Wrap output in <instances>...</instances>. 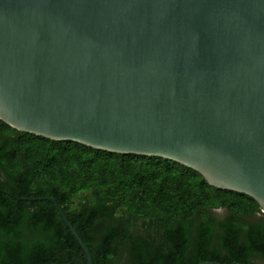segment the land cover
<instances>
[{"label": "water", "instance_id": "water-1", "mask_svg": "<svg viewBox=\"0 0 264 264\" xmlns=\"http://www.w3.org/2000/svg\"><path fill=\"white\" fill-rule=\"evenodd\" d=\"M0 119L178 162L264 213V0H0ZM18 199L51 201L93 264L53 198Z\"/></svg>", "mask_w": 264, "mask_h": 264}, {"label": "trees", "instance_id": "trees-1", "mask_svg": "<svg viewBox=\"0 0 264 264\" xmlns=\"http://www.w3.org/2000/svg\"><path fill=\"white\" fill-rule=\"evenodd\" d=\"M39 142L49 146L40 148ZM96 155L114 156L122 164L136 162L133 170L124 169L118 178L93 190V201L69 208L71 193L78 190L69 180L62 186L39 179L49 164L60 158L59 152L70 147ZM29 149L34 158L10 171L5 160L18 149ZM158 156L121 154L85 146L69 140H51L19 131L0 119V264H87L85 253L49 200L18 198L50 197L63 209L68 220L85 242L93 264H254L264 260V213L252 221H243L241 205L248 212L260 211L250 196L209 185L201 174L188 185L183 174L173 177L172 184L161 192L153 187L160 167L170 173L171 163ZM173 162V161H172ZM182 171L184 165L173 162ZM160 164L161 166H158ZM193 170V169H192ZM136 187L141 198L147 188H154V200L168 216L141 217L138 203L129 202L124 193ZM66 188H70L67 190ZM125 211L117 215L118 208ZM225 207L227 216L216 220L204 210ZM150 219L158 224L161 239L151 240L131 228L134 220Z\"/></svg>", "mask_w": 264, "mask_h": 264}, {"label": "rangeland", "instance_id": "rangeland-1", "mask_svg": "<svg viewBox=\"0 0 264 264\" xmlns=\"http://www.w3.org/2000/svg\"><path fill=\"white\" fill-rule=\"evenodd\" d=\"M39 143L41 149H45L49 146L46 142ZM59 154L60 158L49 164L48 167L38 175V178L59 186H62L63 180H69L77 187L78 190L72 192L70 196L69 208L72 210L78 209L82 202H92L93 190L97 189L105 182L118 178V176L123 173L124 169L133 170L136 165V162L132 159H130L127 164H122L119 159L114 156L96 155L91 151L73 146L67 151L62 150L57 155ZM33 158V153L29 149L21 147L16 154H13L5 160V166L10 171H15L21 167L24 161ZM169 162L172 164L170 173L166 175L160 167L157 177L151 183L153 187H159L161 192H166L165 189L167 187L170 188L173 177L178 174H183V178L188 185L198 180V172L195 170L185 166L188 169L182 171L180 168L174 166V161ZM158 166L161 165L158 164ZM66 189L69 190L70 188ZM124 193L129 197V202L138 203L137 212L141 217L149 218L150 216H160L166 218L168 216L158 208L154 200V188H147L146 195L143 198L138 196L136 187H128L125 189ZM125 209L126 207L121 205L117 210V215L123 214ZM208 210L214 213L219 212L222 216L228 213V209L222 206H213L204 211L207 212ZM237 210L242 212L241 216L243 221L255 220L260 217V213H262L261 211L249 213L248 210L243 209V205L237 208ZM253 263L264 264V260L260 257H255L253 258Z\"/></svg>", "mask_w": 264, "mask_h": 264}, {"label": "flooded vegetation", "instance_id": "flooded-vegetation-1", "mask_svg": "<svg viewBox=\"0 0 264 264\" xmlns=\"http://www.w3.org/2000/svg\"><path fill=\"white\" fill-rule=\"evenodd\" d=\"M207 213L213 216L218 221L223 220L227 216V214H224L222 216V214L219 212L214 213L209 210L207 211ZM131 228L135 233L144 234L146 237L150 238L153 241L156 239H161V231L158 227V224L153 220L139 218L137 220H134Z\"/></svg>", "mask_w": 264, "mask_h": 264}]
</instances>
